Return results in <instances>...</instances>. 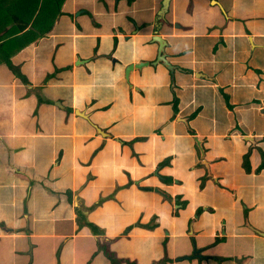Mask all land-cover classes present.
<instances>
[{"label": "crops", "instance_id": "0c3cea01", "mask_svg": "<svg viewBox=\"0 0 264 264\" xmlns=\"http://www.w3.org/2000/svg\"><path fill=\"white\" fill-rule=\"evenodd\" d=\"M163 1L62 0L0 60V264H264V0Z\"/></svg>", "mask_w": 264, "mask_h": 264}, {"label": "trees", "instance_id": "16d2710c", "mask_svg": "<svg viewBox=\"0 0 264 264\" xmlns=\"http://www.w3.org/2000/svg\"><path fill=\"white\" fill-rule=\"evenodd\" d=\"M61 2L62 0H0V32H2L0 33V60L7 62L11 49L21 47V44H19L21 40H31L44 30L45 32L49 30L54 17L60 12ZM24 8L27 10L34 9L29 15L31 16L35 13L32 21L27 20V17L25 19L21 16L20 12ZM18 33L19 35H17ZM175 109H177L176 106ZM245 162L249 167V163ZM104 252L110 264H119L120 261L112 252L107 250ZM169 260L170 258L166 253V257L161 263L167 264ZM124 262L126 264H136L130 260H124Z\"/></svg>", "mask_w": 264, "mask_h": 264}, {"label": "water", "instance_id": "95a60500", "mask_svg": "<svg viewBox=\"0 0 264 264\" xmlns=\"http://www.w3.org/2000/svg\"><path fill=\"white\" fill-rule=\"evenodd\" d=\"M170 3H171V0H164L163 1V5H162V8H161V12H160V16L165 19V15L166 13L169 11V8H170ZM154 41L158 42L159 43V51H158V55H157V59L155 61H153L152 63L153 64H156L160 61H162L166 66H168L170 69H174V65H172L168 59H167V55H166V51H165V46H166V43L167 41L165 39H163L160 35H155L154 37ZM151 62H148V61H141V62H138V63H134V64H129L127 69H126V75L128 73V71L134 66L135 68H139V67H142L144 65H148L150 64ZM201 151L203 152V149L202 147L200 148ZM203 155H204V152H203ZM159 194H161L164 198H166L167 200H169L171 203L174 202V199L171 198L167 193L163 192L162 190H156ZM201 256V250H198L196 249L194 251V253L191 255V256H186V257H182L180 259H186V260H192V259H195V258H199Z\"/></svg>", "mask_w": 264, "mask_h": 264}, {"label": "rangeland", "instance_id": "374dc122", "mask_svg": "<svg viewBox=\"0 0 264 264\" xmlns=\"http://www.w3.org/2000/svg\"><path fill=\"white\" fill-rule=\"evenodd\" d=\"M24 9H25V8H24ZM24 9H23V10H24ZM143 256H144V255H143ZM144 257L147 258L146 256H144Z\"/></svg>", "mask_w": 264, "mask_h": 264}]
</instances>
